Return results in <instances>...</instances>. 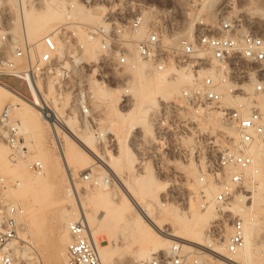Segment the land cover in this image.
<instances>
[{
  "label": "built area",
  "instance_id": "1",
  "mask_svg": "<svg viewBox=\"0 0 264 264\" xmlns=\"http://www.w3.org/2000/svg\"><path fill=\"white\" fill-rule=\"evenodd\" d=\"M170 13V10L152 8L131 18L107 14L98 26H84L87 39L99 42L100 56L97 62L79 63V70L90 72L78 81L71 67L76 65L75 59L82 54L84 44L78 40L75 31L60 34L61 48L53 35L44 36L41 39L43 50L34 58L32 45L11 40L6 22L2 23L0 75L22 81L30 101L43 112L44 103L37 95L39 93L43 98L40 84L49 79L55 81L59 94L70 92L74 95L72 104L80 119L93 125L96 115L89 90L90 79L107 85L123 83L127 79L123 75L125 70L135 68L141 61L149 63L157 73L168 69L183 70L191 80L183 86L177 102L165 103L161 111L162 125H167L158 129L160 150L162 154H168L173 150V140L189 137L188 119L180 120L181 127L173 129L170 116L177 108L216 112L226 126L235 129L237 138L220 151L215 162L208 164L207 173L200 179L202 185H207L209 179L219 185L214 202L223 207L230 203L236 192L248 197L245 172L255 168L251 152L255 148H262L261 170L264 172V34L245 16L227 14L218 17L215 23L197 17L193 32L173 41L179 30H176ZM6 46L11 51L10 56L4 55ZM21 59L26 60V68H20L18 61ZM227 97L231 104L225 103ZM128 104L129 96H123L122 107ZM10 114V107L0 114V140L9 146L11 161L17 162L27 158L28 149L23 143L20 122L12 120ZM29 170L41 175L44 165L35 160L29 164ZM84 179L97 185L89 173ZM7 187L2 179L1 189ZM21 212L18 205L0 206V264H29L20 254L24 244L17 236ZM223 215L228 217L231 228L224 252H217L212 246H199L189 252L176 243L171 247V253L135 264H215L217 261L240 264L237 255L245 245V220L240 214L224 212ZM67 229L71 236L68 264H121L102 261L90 227L82 217L69 221ZM218 233L219 228L214 223L207 235L214 241Z\"/></svg>",
  "mask_w": 264,
  "mask_h": 264
},
{
  "label": "rangeland",
  "instance_id": "2",
  "mask_svg": "<svg viewBox=\"0 0 264 264\" xmlns=\"http://www.w3.org/2000/svg\"><path fill=\"white\" fill-rule=\"evenodd\" d=\"M2 1L4 0H0V26L2 23L6 22L12 40H15L14 36H18L15 37L18 38L15 41L22 43V45L27 43L24 38L22 27L23 9L21 8L20 1L12 0L9 6L4 5V3L2 4ZM45 1L46 0H27L28 6H26L25 9L28 8L29 12L37 14L41 12L43 14L47 13ZM51 1H54V6L58 8L63 0ZM231 1L233 0H76V3L82 6V11L84 13L98 16L102 22L107 14L115 17L131 18L140 11L146 9L160 8L168 11L170 10L175 28L180 31L178 33L179 36L186 34L185 31L188 30V27H192L191 30L193 31V24L191 23H193L197 17L205 20L207 23H215L218 17L227 14L245 16L254 23V26L259 32L264 34V19H262L264 15V0H234V6L230 4ZM103 8H105L106 11H103ZM260 17L262 18L260 19ZM98 25L99 23L86 19L84 16L67 14L63 20L52 25L49 30H51L50 32L53 33L56 38L61 40V30L62 32L76 31L75 33L78 40L84 41L85 43L84 53L86 47L91 48L96 45L99 49V45L98 42L86 41L85 32L82 29L84 26L96 27ZM142 34L143 31L141 32V35ZM46 35L50 34H45L44 36ZM29 44L32 45L31 42H29ZM59 46L60 48L62 47V45ZM3 51L5 52V56L11 55L8 46H6ZM83 53L77 59L78 63L95 62L100 55L98 51L95 58L85 59ZM18 64L22 69L27 66L26 60L23 59L19 60ZM89 72L90 70L81 71L79 68L74 69L77 81L78 79H83L84 75L86 77V74ZM149 74L152 79L155 78L156 72L151 71V66L149 70H147L148 77H150ZM123 75L127 77L126 81L123 83L119 82L117 84L107 85L95 79H90L88 82L90 95L92 97L93 112L96 115V124L89 125H91L96 131V134H98L97 144L103 152V157L101 158H97L90 150L83 148L84 150L82 151L85 153L84 156L86 159L85 165H80V162L77 163L75 161L65 163L55 145L50 126L42 119L43 113L34 110L33 116H31L29 126L32 134H23V143L28 149L27 158L30 159L31 156H34V159L40 160L44 165V173L47 172V159L53 163H58V161L61 163V167L59 166L55 171L56 177L51 184V195L43 213L40 232L37 234L33 229H30L28 233V238L35 245L39 255V259L36 260V263L68 264L67 250L71 238L70 236H66L65 233L68 229L67 225L63 224V220L70 214L72 208L66 198V188L70 186L67 176V166L76 173L75 181L80 186L79 197L81 201L85 202L89 213L96 212L95 210H97L98 215L103 208L101 206L95 207L93 203H91V193L88 190L89 187L96 188L97 185H93L92 182L84 179L85 174L89 173L92 175L90 173L91 169L98 176L109 178V182L105 183L106 189L104 190L107 199L115 195L114 192H111L115 187L141 184L142 180L140 177H145L150 171L155 182V191L160 190L162 197L161 202L171 207H177L179 212L180 210L187 211L186 208L189 206V203L195 200L199 188L206 187L210 184H216L209 179L207 185H202L200 184V179L207 173L206 168L208 164L212 161H216L220 151L232 143V139L236 137V134H229V132L223 128L226 127L224 126L225 124H223L222 127V124L216 123L217 121H221L218 115H216V112L203 113L205 110L197 108H177V111L172 112L170 116L174 122L173 129L177 130L179 126L181 127L180 120L188 119L187 126L189 129V137L185 140H173V150L168 154H162L160 150L161 141L158 138V129L167 124L165 123L162 125L164 119L161 116L163 113L161 111L165 103L177 102L181 90L176 87H164L159 89L146 80L143 81V90L139 85L131 88L129 82L132 78L135 79V75L131 74L127 69ZM144 77L145 76H141L140 78L145 79ZM0 81L4 84H9L10 87L12 85L13 89L28 96L26 86L22 81L2 75H0ZM42 88L46 91L44 92L45 94L50 91L55 96L57 95V97H69V104L65 107V113H67L69 117L75 119V122L72 123L74 126L86 127L85 123L87 122H83L80 119L78 110L74 108L72 104L74 101V95L72 93L65 92L63 95L59 94L56 83L50 79L43 84ZM91 88H101L105 94H114L117 92L125 94L124 96H129V104L128 106L122 107L121 99L116 107L107 101L105 95L100 101L96 100L93 97ZM154 98H157L159 103L152 107L150 101ZM8 104H13L18 108L22 107V104L14 101L13 97L0 93V105L3 106L0 108V114ZM201 113H203V116ZM12 119L21 122V117L14 111L12 113ZM65 129L70 133L67 125H65ZM223 134L225 135L224 137L221 136ZM0 145L7 146V153L0 159V206H4L11 201V199H9L11 198L9 192H13L18 196L19 191L24 188L25 183L21 178V174L24 172L23 167L27 169L26 166L33 160H29L27 163L24 161L11 163V151L9 146L4 140L0 141ZM157 165L159 167H157ZM29 172L34 174L31 171ZM135 174L141 176H135ZM245 175L247 176L246 179L250 181V183H245V185L251 197L252 189L255 188L254 181L257 178H252L250 172L249 174L245 172ZM93 178L96 180L95 176ZM2 179L8 184L7 188L1 189ZM17 182L19 183L18 185L16 184ZM171 187L172 189L175 188L171 190ZM107 190H110V192ZM195 191L197 192L195 193ZM199 194L201 195V192ZM13 202L22 209L19 218L20 224L22 225L23 223L28 225L30 221L29 216H32L34 210L24 209L19 200ZM245 203H247L248 206L254 204L255 210H258V203L253 202L251 198H246L244 202L238 205L243 206ZM207 204H209V202H207ZM98 209H100V211ZM205 210V208H201L202 212H205ZM221 212H233L234 214H238L235 211L229 210V208ZM155 214L160 216V220L164 223L167 222L168 217L162 208L156 207ZM225 219L228 221V217H225ZM227 223H229V221ZM227 223L225 222V224ZM164 227L168 228L169 226L164 225ZM208 230L209 229L206 230V233ZM20 240L23 241L21 238ZM179 243L182 245L181 242ZM123 244L124 242L122 240H116L115 238L111 239V245L115 249H121ZM197 246H208V244L203 243ZM197 246L194 248H198ZM139 248L140 245L135 244L133 245V252H116L115 255L120 258L123 264H135L136 262H133L131 258L136 255V251L139 250ZM55 249L64 251L63 255L57 258ZM163 254H166V251L158 252L157 256Z\"/></svg>",
  "mask_w": 264,
  "mask_h": 264
},
{
  "label": "bare ground",
  "instance_id": "3",
  "mask_svg": "<svg viewBox=\"0 0 264 264\" xmlns=\"http://www.w3.org/2000/svg\"><path fill=\"white\" fill-rule=\"evenodd\" d=\"M19 1L21 8L23 9L22 27L24 31V38L25 41L32 43L34 58H36L37 55L43 50L41 44L42 37L45 34L53 35L49 29H51V26L55 25V23H59L60 20H63L67 14H72L74 16L81 15L86 17V19L95 21L96 23H102L98 16L84 13L82 11V6L76 3V0H63L58 8L54 6V1L46 0L45 8L47 13L44 14L42 12L38 14L29 12L28 8L25 9L26 6H28L27 0ZM11 2L12 0H4L1 3L9 6L11 5ZM230 4L234 6L235 1H231ZM102 10L106 11L105 8ZM261 18L262 17H260V19ZM262 19H264V15ZM191 28L192 27H188V30L185 31L187 35L193 32ZM82 30L84 31V29ZM53 36L58 45L63 44L61 39L56 38L55 35ZM15 37L18 36H14V39L17 40L18 38ZM179 37L180 36L177 32L174 38L177 41ZM86 41L91 42L88 39ZM80 42L85 44L84 41ZM98 51L99 49L96 45L91 48L86 47L85 52L83 53L82 51L83 57L85 59L95 58ZM78 58L79 56L75 59L76 65L71 67L73 72L75 68H79V63H81L77 62ZM149 68V64L144 61L139 62L135 68L128 67L127 70L131 74L135 75V79L132 78V80H130L129 86L133 88L134 86L139 85L143 90V81L146 80L150 82L151 85L159 89L164 87H176L177 89L180 88L179 90H182L183 86L187 85L191 80L189 75L183 72V70L179 69H168L163 73L156 72L155 78L152 79L150 74V77L147 75V70H149ZM151 71H153L152 67ZM141 76H145V79L140 78ZM42 87L43 85L40 84V88L43 90V98L39 93L37 95L44 103V112L39 109L33 101H30L26 94H23L10 87L9 84L7 85L6 83L4 84L0 81V93L7 94L13 97L14 101L20 102L22 104L21 108H18L13 104H8L3 109L5 110L7 107H10L11 118L13 111L21 117V122L19 123L21 133L32 134L29 126L30 119L31 116H33L34 110H38V112L40 111L43 113L42 119L44 122L50 126L55 145L65 163L69 161H75L77 163L80 162V165H85L86 159L84 156L85 153L82 151L84 150L83 148L90 150L97 158L103 157V152L97 144L98 134H96V131L91 127V125H89V123H85L86 127L84 128L81 126H74L72 123L75 122V119L69 117L68 114L65 113V107L67 104H69V97H57V95L55 96L50 91L45 94L44 92L46 91ZM91 91L93 92V97L96 100L100 101V99H102L105 95L107 101L116 107L118 106L119 101L125 95L118 92L114 94H105L101 88H91ZM157 103H159L157 98H154L150 101L152 107ZM225 103L231 104V99L229 97L225 98ZM1 107L3 106L0 105V108ZM203 113L211 112L205 111ZM203 113H201L202 116ZM216 123L220 125L222 124L221 126L223 127L224 123L222 120L220 122L217 121ZM65 125L68 126L70 133L66 131ZM223 128L229 132V134H236L234 139L237 138V132L235 129L229 126ZM234 139H232V141H234ZM251 152L255 158V168L249 169L246 172L247 174L250 172L252 178H257V181H254L255 188L252 189L251 197L250 194L247 197L243 193L236 192L233 196L234 201L233 198L231 199L233 202L231 201L227 206L218 207V205L214 202V199L217 195V192L219 191V185L217 183L216 184L218 186L216 184H210L206 187L198 189L201 192V195L199 194L200 192L198 190V193L195 191V200L189 203V206L186 208L187 211L180 210V212L177 207H171L161 202L162 197L160 190L155 191V182L150 171L147 173V175H145V177L135 174V176H141V184L138 183V185H124L122 187H115L111 190V192H114L115 195L112 198L107 199L106 195L104 194L107 178L98 176L91 169L90 173L93 175V177L95 176L97 181L96 188H88L91 193V203H93L95 207L101 206L103 209L99 215L97 210H95L96 212L89 213L85 202L81 201V198L79 197L80 186L75 181L76 173L67 166V176L70 186H67L66 188V198L68 199V203H70L72 208L70 210V214L63 220V224L67 225V222L82 217L90 227V231L97 243L99 255L102 261H116L123 264V262L118 256L115 255V253L133 252V245L135 244H139L140 248L136 251V255L131 258L133 262L158 257L157 253L161 251H166V254H169L171 253V247L179 242L182 243L183 250L189 252L195 251L194 247L203 243L208 244V246L205 247L212 246L215 251L224 252L231 233V228L229 223H227L228 221L225 219L227 216L223 215L224 213L221 211L229 208V210L235 211L242 215L245 220V245L237 255L238 263L264 264V172L261 170L262 148H255ZM6 153L7 146L0 145V159L3 158ZM29 160L35 161L36 159H34V156H31L30 159L22 158L18 161H24L27 163ZM46 162L47 172H43L41 175L35 173L31 174L29 172V163L28 166H26L29 171L23 167L24 172L21 174V178L23 179L25 186L19 191L18 196H16L13 192H9L11 197L9 199H11V201L7 203L16 205L13 201L19 200L21 201L24 209L34 210L32 216H29L30 221L28 225L22 223V225L20 224V227L18 228L19 239L21 238L24 241V243L21 241L24 246H22L23 248L20 247V254L22 258L29 264L36 263V260L39 259V255L35 245L28 238V233L30 229H33V231L37 234L40 232L43 213L51 195V184L56 177L55 171L61 164L60 161H58V163H53L48 159ZM11 163L13 162L11 161ZM117 177L119 178L118 175ZM248 182L250 183V181L246 179L245 183L247 184ZM172 187L171 190L175 188L174 187L172 189ZM107 191L110 192V190ZM246 198H251L253 202L258 203V210H255L254 204L250 206H248L247 203H245L243 206L238 205L239 203L244 202ZM207 202H209V204H205ZM204 204L206 205V210L205 212H202L201 208L204 207ZM156 207L162 208L165 211L166 216L168 217L167 222L164 223L162 220H160V216L155 214ZM98 210L100 211V209ZM225 222L227 224H225ZM214 223H216L218 226L219 233L217 239L213 241L208 237L206 230L209 229V227ZM164 225H168L169 227L165 228ZM65 234L68 237L70 236L69 231H66ZM112 238H115L116 240H122L124 242L123 247L121 249H115L112 247ZM63 253L64 251L55 249V255L57 258L62 256ZM215 264L222 263L217 261Z\"/></svg>",
  "mask_w": 264,
  "mask_h": 264
},
{
  "label": "crops",
  "instance_id": "4",
  "mask_svg": "<svg viewBox=\"0 0 264 264\" xmlns=\"http://www.w3.org/2000/svg\"><path fill=\"white\" fill-rule=\"evenodd\" d=\"M11 87H12V85H11Z\"/></svg>",
  "mask_w": 264,
  "mask_h": 264
}]
</instances>
